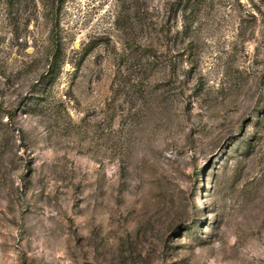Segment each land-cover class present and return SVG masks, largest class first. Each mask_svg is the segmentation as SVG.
I'll return each instance as SVG.
<instances>
[{
	"label": "rangeland",
	"instance_id": "rangeland-1",
	"mask_svg": "<svg viewBox=\"0 0 264 264\" xmlns=\"http://www.w3.org/2000/svg\"><path fill=\"white\" fill-rule=\"evenodd\" d=\"M183 1L0 0V264H264V0Z\"/></svg>",
	"mask_w": 264,
	"mask_h": 264
},
{
	"label": "trees",
	"instance_id": "trees-1",
	"mask_svg": "<svg viewBox=\"0 0 264 264\" xmlns=\"http://www.w3.org/2000/svg\"><path fill=\"white\" fill-rule=\"evenodd\" d=\"M183 5L181 7H179L177 9V11L175 12V15L173 17V25L172 27H175L177 25V23L179 22V20L181 21V29H177V33L180 32H187L190 28H191V23H192V19L189 16V6H186L188 4V2H190V0H184ZM258 10L261 12L260 7H258ZM167 27V30L172 29V27L170 26V21L165 23ZM143 47V46H142ZM144 51H147L149 49H147L146 47H143ZM152 49V48H150ZM11 119V117H9V120Z\"/></svg>",
	"mask_w": 264,
	"mask_h": 264
}]
</instances>
